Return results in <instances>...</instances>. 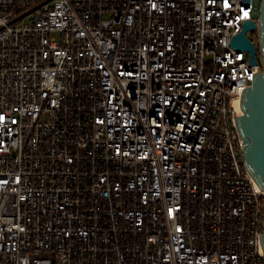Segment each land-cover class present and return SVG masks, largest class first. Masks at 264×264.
Returning a JSON list of instances; mask_svg holds the SVG:
<instances>
[{
    "label": "built area",
    "instance_id": "1",
    "mask_svg": "<svg viewBox=\"0 0 264 264\" xmlns=\"http://www.w3.org/2000/svg\"><path fill=\"white\" fill-rule=\"evenodd\" d=\"M260 3L0 0V264H264Z\"/></svg>",
    "mask_w": 264,
    "mask_h": 264
},
{
    "label": "water",
    "instance_id": "2",
    "mask_svg": "<svg viewBox=\"0 0 264 264\" xmlns=\"http://www.w3.org/2000/svg\"><path fill=\"white\" fill-rule=\"evenodd\" d=\"M255 16L257 20H247L243 29L232 39L233 47L249 51L252 63L257 62L258 51L256 43L248 35L249 30H259L260 50L264 60V0H261ZM241 105L244 113L238 117V126L244 137V162L264 189V71L259 72L252 86L245 89ZM262 241L264 245V231Z\"/></svg>",
    "mask_w": 264,
    "mask_h": 264
},
{
    "label": "rangeland",
    "instance_id": "3",
    "mask_svg": "<svg viewBox=\"0 0 264 264\" xmlns=\"http://www.w3.org/2000/svg\"><path fill=\"white\" fill-rule=\"evenodd\" d=\"M248 35L260 43L259 30H256V31L249 30ZM258 53L261 57L262 56L261 50ZM42 256H44V254H42ZM22 263L23 264H36V259L32 255H29L28 257L23 258Z\"/></svg>",
    "mask_w": 264,
    "mask_h": 264
},
{
    "label": "flooded vegetation",
    "instance_id": "4",
    "mask_svg": "<svg viewBox=\"0 0 264 264\" xmlns=\"http://www.w3.org/2000/svg\"><path fill=\"white\" fill-rule=\"evenodd\" d=\"M253 41L256 43V48H257V51L259 52L260 51V43L257 42L256 40H253Z\"/></svg>",
    "mask_w": 264,
    "mask_h": 264
},
{
    "label": "snow or ice",
    "instance_id": "5",
    "mask_svg": "<svg viewBox=\"0 0 264 264\" xmlns=\"http://www.w3.org/2000/svg\"><path fill=\"white\" fill-rule=\"evenodd\" d=\"M245 15H247V13H245Z\"/></svg>",
    "mask_w": 264,
    "mask_h": 264
},
{
    "label": "bare ground",
    "instance_id": "6",
    "mask_svg": "<svg viewBox=\"0 0 264 264\" xmlns=\"http://www.w3.org/2000/svg\"><path fill=\"white\" fill-rule=\"evenodd\" d=\"M243 110V109H242Z\"/></svg>",
    "mask_w": 264,
    "mask_h": 264
}]
</instances>
